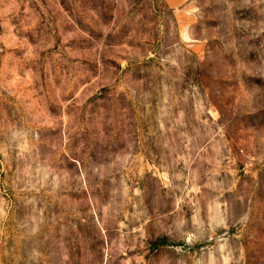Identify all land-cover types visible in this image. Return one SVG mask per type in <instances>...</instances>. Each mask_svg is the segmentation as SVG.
Masks as SVG:
<instances>
[{
  "label": "rangeland",
  "instance_id": "obj_1",
  "mask_svg": "<svg viewBox=\"0 0 264 264\" xmlns=\"http://www.w3.org/2000/svg\"><path fill=\"white\" fill-rule=\"evenodd\" d=\"M0 264H264V0H0Z\"/></svg>",
  "mask_w": 264,
  "mask_h": 264
}]
</instances>
